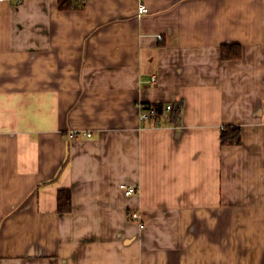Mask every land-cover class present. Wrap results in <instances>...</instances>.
<instances>
[{
    "label": "crops",
    "instance_id": "crops-1",
    "mask_svg": "<svg viewBox=\"0 0 264 264\" xmlns=\"http://www.w3.org/2000/svg\"><path fill=\"white\" fill-rule=\"evenodd\" d=\"M72 1L0 0V264H264V0Z\"/></svg>",
    "mask_w": 264,
    "mask_h": 264
},
{
    "label": "trees",
    "instance_id": "trees-1",
    "mask_svg": "<svg viewBox=\"0 0 264 264\" xmlns=\"http://www.w3.org/2000/svg\"><path fill=\"white\" fill-rule=\"evenodd\" d=\"M59 5L62 8H73V7H79L80 4L78 3L77 5L72 1V0H59ZM238 49L235 50L233 53H229L230 50L227 49V47H224L222 50L223 56L224 57H238L241 54V48L237 47ZM184 100L180 99L176 101L173 104L172 107V119L180 123L182 114H183V107H184ZM242 129L240 125L236 124H226L223 126L222 131H221V143L222 144H239L241 143L242 137ZM72 209V193L71 190L66 188V189H60L59 194H58V211L59 212H68ZM131 215V212L129 213Z\"/></svg>",
    "mask_w": 264,
    "mask_h": 264
},
{
    "label": "built area",
    "instance_id": "built-area-1",
    "mask_svg": "<svg viewBox=\"0 0 264 264\" xmlns=\"http://www.w3.org/2000/svg\"><path fill=\"white\" fill-rule=\"evenodd\" d=\"M18 3H21V0H18ZM149 11V8L145 3H140L138 5V13H146ZM140 113L139 118L141 120L154 119L156 123H158L161 119L162 112L170 111L172 108L171 104L166 106H158V105H150L148 103L142 102L139 104ZM69 138H76L79 136L91 137L92 133L90 131H78L71 130L68 134ZM120 188L125 196L129 197L136 193V185L131 183L123 182L120 184ZM131 215H129L130 219L134 222H137L140 225V228L145 227V223L143 222V214L138 210L130 211Z\"/></svg>",
    "mask_w": 264,
    "mask_h": 264
}]
</instances>
